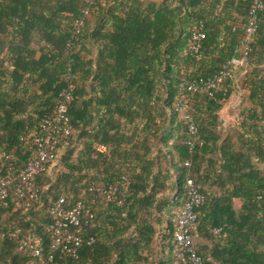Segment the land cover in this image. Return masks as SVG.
Listing matches in <instances>:
<instances>
[{"label": "trees", "instance_id": "trees-1", "mask_svg": "<svg viewBox=\"0 0 264 264\" xmlns=\"http://www.w3.org/2000/svg\"><path fill=\"white\" fill-rule=\"evenodd\" d=\"M124 1L95 3L90 13L116 22L108 30L103 21L90 36L86 19L67 50L82 0H0V177L9 166L23 169L40 120L67 78L75 84L71 141L36 178L37 201L24 207L10 197L0 208V264H47L50 256L55 264H184L172 248L188 178L204 196L192 234L204 264H264V11L243 64L231 65L219 88L189 91L241 57L251 0H240V27L221 20L226 51L211 39L217 0H163L144 10L139 0ZM199 22L205 37L192 54L190 30ZM239 75L251 106L227 125L219 112ZM124 175L122 206L93 198L92 183ZM60 197L93 213L70 229L83 239L74 257L53 251L46 231ZM22 240L37 244L40 256L21 254Z\"/></svg>", "mask_w": 264, "mask_h": 264}, {"label": "built area", "instance_id": "built-area-1", "mask_svg": "<svg viewBox=\"0 0 264 264\" xmlns=\"http://www.w3.org/2000/svg\"><path fill=\"white\" fill-rule=\"evenodd\" d=\"M102 1L82 0L84 7L80 16L73 23L72 36L67 43V50L70 49L73 41L78 40L84 21L89 17L94 4ZM262 11H264V0H251L246 20L241 25V57L228 61L211 79L201 81L199 85H188L187 90L205 89L211 91L217 89L230 75L231 65L240 66L243 64L245 57L252 49L251 45L257 28L258 16ZM204 37V24L199 22L193 25L188 40L192 54H197L202 49ZM74 90L75 84L72 78L68 77L67 85L59 93L52 112L45 115L38 124V134L31 139L30 157L26 165L16 173L9 166L0 177V208L8 206L10 197L13 198L16 205L24 207H28L32 201H37L36 178L46 170L47 165L55 158L58 147H65L71 141L72 129L68 112ZM189 130L192 135L196 133V127L193 124L190 125ZM173 178L176 179L174 174ZM127 183L128 176L124 175L109 185L92 183L89 186V191L93 193V198H100L105 202H113L122 206L124 200L118 197L119 188L124 187ZM93 203L94 199L91 200V204ZM203 203L204 196L200 192V186L188 178L185 182V201L176 217L172 248L175 257L184 264H204L203 258L194 246L192 237L197 220V210ZM125 214L126 210L123 212V215ZM49 215L52 223L46 227V231L49 234L51 249L74 257L83 239L73 235L70 229L87 225L93 219L91 208L85 206L81 201L67 207L65 197H60L49 209ZM18 232L19 230L12 232L9 236L15 237ZM91 241L92 239L89 240V242ZM18 251L33 259L40 256V248L37 244L26 240L19 242ZM47 264H55L52 256L48 258Z\"/></svg>", "mask_w": 264, "mask_h": 264}, {"label": "crops", "instance_id": "crops-1", "mask_svg": "<svg viewBox=\"0 0 264 264\" xmlns=\"http://www.w3.org/2000/svg\"><path fill=\"white\" fill-rule=\"evenodd\" d=\"M140 1V8L141 10H144L145 6L148 4H160L163 0H139ZM187 1H191V0H187ZM206 1V3L212 2L213 0H204V2ZM218 2H220V5L218 7H216V9H214V13L216 15V20H219L216 24H215V31H217L215 33L216 37L211 36V39L213 40V42H217L221 43L224 46L225 51L227 50V48L231 45L229 40L226 39L225 35L223 34V26L222 21L224 22H230L232 21L233 23L236 24V26L240 27L239 25L241 24V20L243 19L241 16L242 12V7L239 5L241 3L240 0H217ZM123 2H125L123 0ZM106 2L105 0L101 2V6H105ZM115 3L112 4L113 7H115ZM220 7V8H219ZM106 8H110L107 6ZM87 20L90 21V26H91V34L93 33V28L95 26H97L96 30L100 27L101 24L106 25L105 29H110V27H112L114 25V23L116 22V20L111 19L108 15V13H105V17L103 19V17L100 14V11L97 10L94 13H90L89 17L87 18ZM222 20V21H221ZM221 120L224 121V119L220 116ZM226 122V121H225Z\"/></svg>", "mask_w": 264, "mask_h": 264}, {"label": "rangeland", "instance_id": "rangeland-1", "mask_svg": "<svg viewBox=\"0 0 264 264\" xmlns=\"http://www.w3.org/2000/svg\"><path fill=\"white\" fill-rule=\"evenodd\" d=\"M243 75V74H242ZM243 76L239 75L234 79V91L232 95L228 98L223 108L219 112V116L224 119L227 125H233L239 118L241 111L250 107L249 91L246 84H241V78ZM171 243V240H169ZM167 243V245H170Z\"/></svg>", "mask_w": 264, "mask_h": 264}]
</instances>
